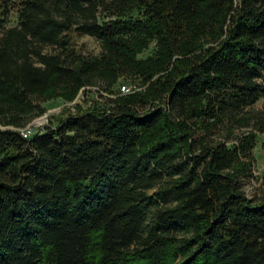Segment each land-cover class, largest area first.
Masks as SVG:
<instances>
[{
  "label": "trees",
  "instance_id": "trees-1",
  "mask_svg": "<svg viewBox=\"0 0 264 264\" xmlns=\"http://www.w3.org/2000/svg\"><path fill=\"white\" fill-rule=\"evenodd\" d=\"M134 33L174 59L162 104L121 93L22 135L56 90L109 88ZM262 98L264 0H0V264H264L239 160Z\"/></svg>",
  "mask_w": 264,
  "mask_h": 264
},
{
  "label": "rangeland",
  "instance_id": "rangeland-1",
  "mask_svg": "<svg viewBox=\"0 0 264 264\" xmlns=\"http://www.w3.org/2000/svg\"><path fill=\"white\" fill-rule=\"evenodd\" d=\"M75 46L82 51L100 52L102 43L90 35H75ZM126 48V55L111 53L109 64L116 63L118 72H114L116 78L110 82L109 88L103 84L97 83L88 85L75 93L70 92V97L66 98L63 94L56 92L48 99L43 101L47 113L44 123L55 124L57 119L66 113L77 112L83 108L93 105L95 102L106 103L109 98H115L121 95L119 85L128 83L132 85L131 91L127 94H134L142 97L146 105L162 104L161 96L162 82L169 77L170 73L174 75V59L170 61L163 54L162 47L157 44L155 39L144 36L143 34L134 33L133 37L123 41ZM117 55V56H116ZM181 67V66H179ZM178 69V68H177ZM264 103V98L257 101L256 107ZM41 113V114H43ZM45 123V124H46ZM254 146L251 148L250 157H240V161L249 163L251 166L252 176L245 184L244 190L246 195L254 200L264 199V134L256 133Z\"/></svg>",
  "mask_w": 264,
  "mask_h": 264
},
{
  "label": "built area",
  "instance_id": "built-area-1",
  "mask_svg": "<svg viewBox=\"0 0 264 264\" xmlns=\"http://www.w3.org/2000/svg\"><path fill=\"white\" fill-rule=\"evenodd\" d=\"M131 87L132 85L128 83H121L118 88L120 92L127 93L131 91ZM46 116L47 113L39 114L33 117L31 120H29L23 127H20V132L22 133V135L29 136L37 129L45 125L46 122L44 123V120L46 119Z\"/></svg>",
  "mask_w": 264,
  "mask_h": 264
}]
</instances>
